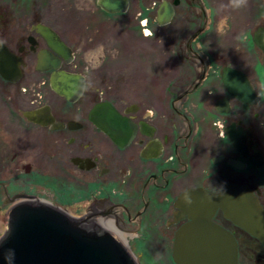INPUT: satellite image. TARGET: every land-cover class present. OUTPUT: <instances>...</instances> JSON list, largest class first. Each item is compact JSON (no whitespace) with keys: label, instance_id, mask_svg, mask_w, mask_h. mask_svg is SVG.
<instances>
[{"label":"flooded vegetation","instance_id":"obj_1","mask_svg":"<svg viewBox=\"0 0 264 264\" xmlns=\"http://www.w3.org/2000/svg\"><path fill=\"white\" fill-rule=\"evenodd\" d=\"M0 41V236L47 202L151 264V0H0Z\"/></svg>","mask_w":264,"mask_h":264},{"label":"bare ground","instance_id":"obj_2","mask_svg":"<svg viewBox=\"0 0 264 264\" xmlns=\"http://www.w3.org/2000/svg\"><path fill=\"white\" fill-rule=\"evenodd\" d=\"M229 185L264 208V0H151V264H179L176 234L199 208L184 194ZM212 218L238 264H264V240L222 207Z\"/></svg>","mask_w":264,"mask_h":264},{"label":"water","instance_id":"obj_3","mask_svg":"<svg viewBox=\"0 0 264 264\" xmlns=\"http://www.w3.org/2000/svg\"><path fill=\"white\" fill-rule=\"evenodd\" d=\"M99 3L109 11L128 6V0ZM183 197L197 198L199 208L176 234L173 255L179 264H238L234 235L212 218L218 207L264 240V208L251 188H195ZM0 264L141 263L115 233L98 224L93 212L77 217L47 202L22 201L10 208L6 218L0 236Z\"/></svg>","mask_w":264,"mask_h":264},{"label":"rangeland","instance_id":"obj_4","mask_svg":"<svg viewBox=\"0 0 264 264\" xmlns=\"http://www.w3.org/2000/svg\"><path fill=\"white\" fill-rule=\"evenodd\" d=\"M230 12H232V11H221V14H220V18L221 19H228L229 18V20H237L239 17H240V15L239 14H241V12H239L238 11V13H237V10L234 12H232V13H230ZM230 13V14H229ZM232 14V15H231ZM234 14V15H233ZM231 17V18H230ZM236 17V18H235ZM233 18V19H232ZM111 45V46H110ZM110 46V47H109ZM114 47V46H113ZM112 47V44H109V45H107V47H106V50H105V52H107L108 54H109V56L111 55H113V53L115 54V49ZM103 51V50H102ZM101 51V52H102ZM103 53V52H102ZM101 53V54H102ZM113 57L114 56H112L111 58H109L110 60L111 59H113ZM113 79H114V75H107V85H108V83L110 82V81H113ZM110 90H111V88H110ZM106 93L107 94H112V90L111 91H106ZM0 228H2V226H0ZM137 255H139L138 253H137ZM143 256H144V254H143Z\"/></svg>","mask_w":264,"mask_h":264},{"label":"clouds","instance_id":"obj_5","mask_svg":"<svg viewBox=\"0 0 264 264\" xmlns=\"http://www.w3.org/2000/svg\"><path fill=\"white\" fill-rule=\"evenodd\" d=\"M233 2L236 7H239L241 3H244L246 5L247 0H233ZM0 43H3V41H0Z\"/></svg>","mask_w":264,"mask_h":264}]
</instances>
